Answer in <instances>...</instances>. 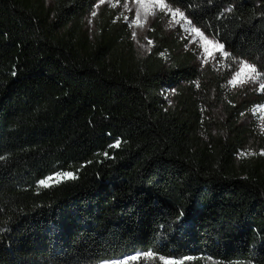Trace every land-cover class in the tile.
<instances>
[{
    "label": "trees",
    "instance_id": "1",
    "mask_svg": "<svg viewBox=\"0 0 264 264\" xmlns=\"http://www.w3.org/2000/svg\"><path fill=\"white\" fill-rule=\"evenodd\" d=\"M165 1L264 70V0ZM92 4L0 0V264H264V158H239L259 137L228 103L226 123L206 118L228 74L200 71L159 20L146 56L124 24L89 33Z\"/></svg>",
    "mask_w": 264,
    "mask_h": 264
},
{
    "label": "rangeland",
    "instance_id": "2",
    "mask_svg": "<svg viewBox=\"0 0 264 264\" xmlns=\"http://www.w3.org/2000/svg\"><path fill=\"white\" fill-rule=\"evenodd\" d=\"M45 1L48 6L52 5L54 2V0ZM164 3L173 10L179 9L183 12L180 8L172 6L165 0ZM125 4L128 5L127 8L124 7ZM137 7L138 5L135 3V0H103V3H101L100 0H93L92 8L86 15L85 29L88 30L89 33H93L96 30L98 18H107L113 20L114 23H118L117 31L120 28L119 24H124L131 34V40L138 54L146 56L152 52L155 46L153 38L154 24L159 20V28L162 29L163 34L167 36L169 40H175L177 43L181 44L182 52H187L194 56L192 64L200 71L210 69L219 76H222L224 73L228 74L227 80L224 83V88L226 90L225 102L218 108L210 110V112L207 111L206 118L212 119L219 125L226 123L228 115L225 110V103L235 107L236 110L239 111L238 125L249 128L252 134L259 137L257 142L252 140L245 148L241 149L239 158L255 160L264 158V155L261 154L264 152V109H258V106H264V90L260 89V84L264 83V70L249 60H240L233 57L217 39L198 28L184 12V19H181L179 16L173 18L171 13L160 12L159 8H155V15H149L146 20L143 14L141 15L140 22L143 24V27L138 28L133 23L136 19L135 14ZM93 11L96 12L94 17L91 15ZM177 20L179 23L176 22ZM187 21H191V24L187 23ZM193 26L198 28L210 42L207 46V53L205 52L204 42L196 33L190 31V28ZM133 32L136 33L135 38H133ZM217 44L223 47L217 49L215 47ZM205 60H207V63H205ZM242 62L255 66L257 72L261 75L254 83L249 82L234 88L229 81L232 80L235 73L240 70ZM247 76L248 73L246 71L237 79H244ZM176 94V88H165L162 90V95L164 99L167 100L169 106H174V97ZM247 153L254 154L248 155ZM137 253L142 254L143 252H135L123 257H128ZM120 258L114 260H119ZM152 259L142 257L140 260L129 261L128 264H152ZM170 260L179 262V264H184L186 261H192L194 259L183 258ZM100 264H104V262ZM204 264L214 263L204 261Z\"/></svg>",
    "mask_w": 264,
    "mask_h": 264
},
{
    "label": "snow or ice",
    "instance_id": "3",
    "mask_svg": "<svg viewBox=\"0 0 264 264\" xmlns=\"http://www.w3.org/2000/svg\"><path fill=\"white\" fill-rule=\"evenodd\" d=\"M101 3H103V0H100ZM135 3L138 5L137 10H136V19L133 21V23L135 24L136 27L138 28H142L143 24L140 22V18L141 15L143 14L145 20L147 19V17L149 15H155V8H159L160 12H167V13H171L172 17L175 18L176 16H179L181 19H184V14L183 12H181L179 9H175L173 10L170 6H168L166 3H164V0H135ZM125 8L128 7L127 4L124 5ZM91 15L94 17L96 15V12L93 11L91 13ZM177 23H179V21H176ZM187 23L191 24V21H187ZM190 31L196 33L200 39L204 42V46H205V52L207 53L208 51V44L210 43L207 38L204 36V34L196 27H191ZM133 38L136 37V33L133 32ZM217 49H221L223 46L217 44L215 46ZM205 63H207V60H205ZM247 71L248 76L244 79H240L238 80V77H241L242 73H245ZM15 74V73H13ZM261 74L257 72V69L255 66L249 65L247 63L242 62V66L240 68V70L238 72L235 73V75L233 76V79L229 81L230 84H232V86L238 87V86H242L243 84L252 82L254 83L260 76ZM197 86L198 82H197ZM260 89L264 90V83L260 84ZM258 109H264V106H258ZM119 142H117L118 144ZM248 155H252L254 153H247ZM262 155H264V152L261 153ZM76 177L74 176L73 173L71 172H66V173H62V174H56L55 175V182L59 183L62 179H75ZM53 177H48L44 180L39 181V184L44 186V187H49L50 186V182L53 181ZM146 258V259H152L154 258V253H152L151 251L147 252V253H137L128 257H122L119 260H114V261H108V262H104V264H128L129 261H136V260H140L141 258ZM159 259L163 262V264H179V262L176 261H172L170 259H166L164 257H159ZM185 259H191V257L189 258H185Z\"/></svg>",
    "mask_w": 264,
    "mask_h": 264
}]
</instances>
